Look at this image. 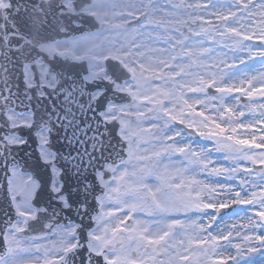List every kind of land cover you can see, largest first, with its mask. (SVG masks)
Segmentation results:
<instances>
[{
  "label": "snow or ice",
  "instance_id": "obj_1",
  "mask_svg": "<svg viewBox=\"0 0 264 264\" xmlns=\"http://www.w3.org/2000/svg\"><path fill=\"white\" fill-rule=\"evenodd\" d=\"M0 173V264H254L264 0H0Z\"/></svg>",
  "mask_w": 264,
  "mask_h": 264
},
{
  "label": "rangeland",
  "instance_id": "obj_2",
  "mask_svg": "<svg viewBox=\"0 0 264 264\" xmlns=\"http://www.w3.org/2000/svg\"><path fill=\"white\" fill-rule=\"evenodd\" d=\"M252 63V62H250ZM256 67L259 68V64L257 63L256 64ZM222 163H227L226 161H221ZM252 260L254 262V264H264V254L262 253H256V254H253L252 256Z\"/></svg>",
  "mask_w": 264,
  "mask_h": 264
},
{
  "label": "water",
  "instance_id": "obj_3",
  "mask_svg": "<svg viewBox=\"0 0 264 264\" xmlns=\"http://www.w3.org/2000/svg\"><path fill=\"white\" fill-rule=\"evenodd\" d=\"M89 30L95 31V27H93V26H86L85 27V31H89ZM21 155H23V153ZM2 181H3V175H2V173H0V182H2ZM2 203H3V192H2V189H0V204H2Z\"/></svg>",
  "mask_w": 264,
  "mask_h": 264
}]
</instances>
